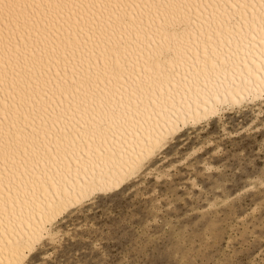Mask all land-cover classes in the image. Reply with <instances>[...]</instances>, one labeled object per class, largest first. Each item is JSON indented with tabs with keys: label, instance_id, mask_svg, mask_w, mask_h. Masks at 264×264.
Instances as JSON below:
<instances>
[{
	"label": "snow or ice",
	"instance_id": "snow-or-ice-1",
	"mask_svg": "<svg viewBox=\"0 0 264 264\" xmlns=\"http://www.w3.org/2000/svg\"><path fill=\"white\" fill-rule=\"evenodd\" d=\"M222 234L264 258V0H0V264H230Z\"/></svg>",
	"mask_w": 264,
	"mask_h": 264
},
{
	"label": "rangeland",
	"instance_id": "rangeland-1",
	"mask_svg": "<svg viewBox=\"0 0 264 264\" xmlns=\"http://www.w3.org/2000/svg\"><path fill=\"white\" fill-rule=\"evenodd\" d=\"M246 120V117L242 116L240 113H237L234 116H229L225 123V128L228 127H238L239 124L243 123ZM223 131V130H221ZM228 135V133H225ZM208 144H211V137L208 138ZM259 152H257V156ZM250 183L248 180H241L240 184ZM251 199V197L249 198ZM226 235V239L223 237ZM236 241L234 235L231 234H222L221 238L213 239L210 241L213 247L218 246L220 243H233ZM261 240L257 237H250L249 241L246 242H235L234 246L231 249L225 248L224 251L228 253V259L230 264H264V258H261L258 249L261 244ZM59 244V242H58Z\"/></svg>",
	"mask_w": 264,
	"mask_h": 264
},
{
	"label": "bare ground",
	"instance_id": "bare-ground-1",
	"mask_svg": "<svg viewBox=\"0 0 264 264\" xmlns=\"http://www.w3.org/2000/svg\"><path fill=\"white\" fill-rule=\"evenodd\" d=\"M224 129H225V123L221 126V130H223L224 131ZM59 241H57V243H58Z\"/></svg>",
	"mask_w": 264,
	"mask_h": 264
}]
</instances>
